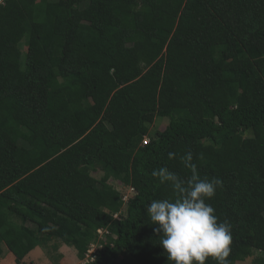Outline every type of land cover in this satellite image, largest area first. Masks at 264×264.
<instances>
[{
    "label": "trees",
    "instance_id": "1",
    "mask_svg": "<svg viewBox=\"0 0 264 264\" xmlns=\"http://www.w3.org/2000/svg\"><path fill=\"white\" fill-rule=\"evenodd\" d=\"M189 152L223 181L207 203L227 264H264V0L0 4V257L82 260L106 228L87 264H173L145 207L174 196L152 171L190 178Z\"/></svg>",
    "mask_w": 264,
    "mask_h": 264
},
{
    "label": "clouds",
    "instance_id": "2",
    "mask_svg": "<svg viewBox=\"0 0 264 264\" xmlns=\"http://www.w3.org/2000/svg\"><path fill=\"white\" fill-rule=\"evenodd\" d=\"M169 153V158L174 157ZM184 166L191 170L188 179L167 167L153 170L160 184H169L172 198L152 199L145 211L151 223L157 225L160 246L173 264H206L209 258L217 264H227L232 243V225L220 222L211 200L223 181L219 178H200L189 152L183 158Z\"/></svg>",
    "mask_w": 264,
    "mask_h": 264
},
{
    "label": "rangeland",
    "instance_id": "3",
    "mask_svg": "<svg viewBox=\"0 0 264 264\" xmlns=\"http://www.w3.org/2000/svg\"><path fill=\"white\" fill-rule=\"evenodd\" d=\"M24 50L25 47L23 46L22 51ZM167 122V119L157 118L152 124L151 130H162L167 125ZM95 176L99 178L100 172L98 174L96 172ZM109 182L114 185L115 188H117L121 194H123V197H125V199H129L134 195V191L131 188H121V186L115 180H111ZM153 226L155 228L157 227V225L154 224ZM3 248L4 252L0 257V264H16L11 253L4 246ZM255 255L256 253L252 257L238 264H251L252 259ZM81 261L82 260L77 258L74 249L62 244L57 250V252L50 253V255L44 253L40 247H36L29 254H27L19 264H80Z\"/></svg>",
    "mask_w": 264,
    "mask_h": 264
},
{
    "label": "built area",
    "instance_id": "4",
    "mask_svg": "<svg viewBox=\"0 0 264 264\" xmlns=\"http://www.w3.org/2000/svg\"><path fill=\"white\" fill-rule=\"evenodd\" d=\"M6 0H0V4H3ZM148 138L144 137L142 140V144H147L148 143ZM109 232L106 228H99L97 229V239L94 242H91L87 248V251L84 255V258L82 259L80 264H87L91 263L94 261L96 253L99 249L102 248V241H105L106 235H108Z\"/></svg>",
    "mask_w": 264,
    "mask_h": 264
}]
</instances>
